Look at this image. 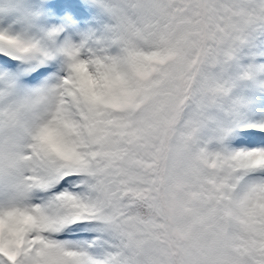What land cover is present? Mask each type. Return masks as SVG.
Instances as JSON below:
<instances>
[{
  "label": "snow or ice",
  "instance_id": "snow-or-ice-1",
  "mask_svg": "<svg viewBox=\"0 0 264 264\" xmlns=\"http://www.w3.org/2000/svg\"><path fill=\"white\" fill-rule=\"evenodd\" d=\"M37 2L0 31V264H264V84L227 71L264 0Z\"/></svg>",
  "mask_w": 264,
  "mask_h": 264
},
{
  "label": "rangeland",
  "instance_id": "rangeland-1",
  "mask_svg": "<svg viewBox=\"0 0 264 264\" xmlns=\"http://www.w3.org/2000/svg\"><path fill=\"white\" fill-rule=\"evenodd\" d=\"M12 1L13 3H11L10 0H0V31L7 30L11 34L20 36L24 39L33 41L37 40L38 30L48 25L51 18H49V20H45L42 17L33 16V13H35L39 8L37 0ZM108 22L107 17L96 12L94 16H92L91 20H85L84 28H82L81 31L84 33L92 32L97 38H100L104 35V28ZM253 58V61L241 64V57H239L235 64L227 70L229 73L238 78V85L233 90L236 96L238 95L237 91H240L241 94L242 91L246 92L242 89V86L244 85L243 82L248 80V78L247 76L240 75L245 69L251 71L253 74L263 71L264 67L260 64V62H258L257 57ZM259 77L260 73L256 77L252 76V78H250L253 80L252 85L256 83V80L259 79ZM241 94L237 97V99L241 102L247 103L253 99V97L249 96H244V99H241Z\"/></svg>",
  "mask_w": 264,
  "mask_h": 264
},
{
  "label": "trees",
  "instance_id": "trees-1",
  "mask_svg": "<svg viewBox=\"0 0 264 264\" xmlns=\"http://www.w3.org/2000/svg\"><path fill=\"white\" fill-rule=\"evenodd\" d=\"M253 51H254V47H253V44H252V42H251V44L249 45V47L247 48V49H245V51H243V52H241V54H240V56L243 54V53H253ZM239 56V57H240ZM237 93H238V95H240L241 94V92L240 91H237ZM237 95V97H239ZM240 98H242V96H240Z\"/></svg>",
  "mask_w": 264,
  "mask_h": 264
}]
</instances>
